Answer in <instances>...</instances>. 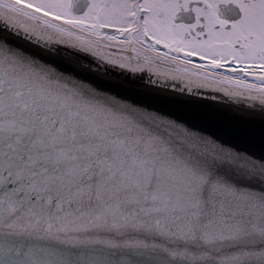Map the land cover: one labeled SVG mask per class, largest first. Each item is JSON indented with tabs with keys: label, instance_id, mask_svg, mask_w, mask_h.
Listing matches in <instances>:
<instances>
[{
	"label": "snow or ice",
	"instance_id": "snow-or-ice-1",
	"mask_svg": "<svg viewBox=\"0 0 264 264\" xmlns=\"http://www.w3.org/2000/svg\"><path fill=\"white\" fill-rule=\"evenodd\" d=\"M0 264H264V0H0Z\"/></svg>",
	"mask_w": 264,
	"mask_h": 264
}]
</instances>
